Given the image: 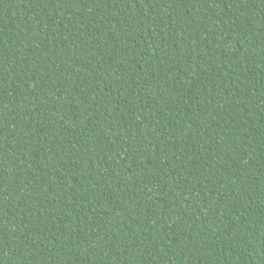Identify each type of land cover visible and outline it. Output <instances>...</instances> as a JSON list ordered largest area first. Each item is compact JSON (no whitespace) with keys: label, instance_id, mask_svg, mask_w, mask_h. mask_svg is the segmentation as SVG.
I'll use <instances>...</instances> for the list:
<instances>
[{"label":"trees","instance_id":"1","mask_svg":"<svg viewBox=\"0 0 264 264\" xmlns=\"http://www.w3.org/2000/svg\"><path fill=\"white\" fill-rule=\"evenodd\" d=\"M0 264H264V0H0Z\"/></svg>","mask_w":264,"mask_h":264}]
</instances>
